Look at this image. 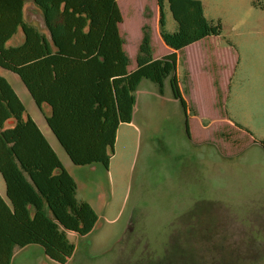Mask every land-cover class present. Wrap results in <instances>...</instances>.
I'll list each match as a JSON object with an SVG mask.
<instances>
[{
  "label": "rangeland",
  "instance_id": "374dc122",
  "mask_svg": "<svg viewBox=\"0 0 264 264\" xmlns=\"http://www.w3.org/2000/svg\"><path fill=\"white\" fill-rule=\"evenodd\" d=\"M117 1L129 68L136 66L146 35L155 57L163 56L157 0ZM220 1L212 16L245 51L246 80L234 76L228 92L219 94L213 79L222 76L218 81L224 82L226 74L215 61L208 64L194 93L200 113L191 108L202 117L191 120L189 138L169 80L161 95L144 79L137 92V128L129 137L119 135L108 169L76 166L61 153L81 196L99 216L88 236L68 233L76 251L67 264H264V150L229 121L264 137V11L250 0ZM168 19L173 29L170 12ZM22 98L33 114L34 106ZM13 264L58 263L30 245L17 252Z\"/></svg>",
  "mask_w": 264,
  "mask_h": 264
},
{
  "label": "trees",
  "instance_id": "16d2710c",
  "mask_svg": "<svg viewBox=\"0 0 264 264\" xmlns=\"http://www.w3.org/2000/svg\"><path fill=\"white\" fill-rule=\"evenodd\" d=\"M26 2L41 11L48 34L24 21ZM157 2L159 35L175 52L154 59L146 35L137 69L129 73L117 0H0V67L21 77L39 108L51 106L47 122L74 165L101 163L109 168L107 148L114 153L120 124L132 122L135 94L144 79L156 84L161 95L169 80L191 138L176 52L221 35L223 25L207 19L201 0ZM252 5L264 11V2L253 0ZM169 12L176 22L173 29ZM20 28L24 44L7 47ZM41 72L46 79L34 77ZM25 115V105L0 76V173L7 186L6 199L0 195V264H13L16 253L30 245L40 246L50 260L67 264L76 251L68 233L88 236L99 216L90 204L78 201L76 182L36 122ZM99 119L104 121L97 129L106 132L104 144L101 138H87ZM12 120L14 127L6 128ZM257 143L264 149V139Z\"/></svg>",
  "mask_w": 264,
  "mask_h": 264
},
{
  "label": "crops",
  "instance_id": "0c3cea01",
  "mask_svg": "<svg viewBox=\"0 0 264 264\" xmlns=\"http://www.w3.org/2000/svg\"><path fill=\"white\" fill-rule=\"evenodd\" d=\"M201 1L203 3L204 12H205V16L207 17V19L214 20V21L220 20V18H216L217 16L216 17L212 16V12H213V8H218L220 6L221 1L220 0H208L207 3L204 0H201ZM228 1L229 0H224L222 5H227ZM250 2L252 5L253 0H250ZM252 7H253V5H252ZM23 18H24L25 22H27L29 25L36 27L41 33L48 34V32L45 28L44 22H43L42 13L37 7H35L33 5L32 2H26L24 10H23ZM223 33H224V31H223ZM223 33L219 36H210V37L204 38L198 42H195V43L187 46L183 50L176 52L177 53V59H178L177 76H178V80H179V84H180V88H181L183 97L187 102V108H188L187 114L189 116V126H190L191 135H192L191 124H190L191 120L193 118H200V120H201V117H202L200 114H191V108L194 106H197L199 113H200V109L197 105V102L194 100V93L197 89V80H198V78H200L203 75L204 71L205 72L208 71L207 70L208 64L211 63L212 61H215V63L219 66V72L226 74V80L224 82L218 81L219 79L223 78L222 76L217 77L218 79L217 78L213 79L214 88L219 92V94H220V91H222V92L227 91L228 92V90L230 89V85H231V78H233L234 76L235 77L237 76L239 78V80L243 81V82L247 78L248 71L246 70L247 68H246V64H245V61L247 60L246 56H245V51L242 50L241 44L232 40L231 38L228 39L226 37V35ZM24 42H25V34H24L22 28H20L19 31L7 42L6 46L7 47H18V46H21L22 44H24ZM162 43L166 47L167 52L161 57H155L154 52H153L154 59H159V58H162V57H164V56H166L172 52H175L174 50L167 47L163 41H162ZM246 44L247 43H244L243 47H246L247 46ZM124 51H125V49H124ZM250 59H251V57H250ZM136 69H137V63H136V66L132 69H130L129 66H127V70L129 73L134 72ZM208 72H207V74H208ZM0 76L5 78L8 81V83L11 85L12 89L14 90V92L20 98V100L23 102L24 105H25V103H24L22 97L27 98L29 100V103H31V105L34 106L33 107L34 113L31 114L28 112V108L25 105V108H26L25 117L30 116L36 122V124L39 127V129L41 130L42 134L44 135L46 140L49 142V144L51 145L53 150L56 152V154L58 155L59 159L61 160L63 166L67 170V167L62 160L61 153L65 154V156L68 157V159L71 163H72V161L70 160L69 156L67 155L65 149L61 146L59 140L57 139V137L55 136V134L53 133V131L51 130V128L47 122V118L52 115L51 106L44 103L42 105V107L39 108L37 106V104L35 103V100L32 98V94L29 91L27 85L22 81L21 77L19 75H17L16 73L0 67ZM34 77L46 79L45 78L46 74L42 73V72L41 73H34ZM182 80L185 82L186 90L183 86ZM142 82H141V84H142ZM243 82H242V84H243ZM141 84H140V86H141ZM242 84H240L238 86V89L242 86ZM36 85H37V88L41 91L43 86L40 84V82H37ZM140 86H139L137 92L139 91ZM137 92L135 94L136 104H135V107L133 110L132 122L120 124V126L117 130V134H116L115 145L117 143V139H118L120 134L123 133V135L125 137H129L130 134L132 133V131L135 128H137L136 122H135V112H136V105H137ZM238 93L239 92L237 90V95H238ZM233 106L234 107L238 106L237 102H235L233 104ZM229 121L232 122L235 126H237V124L241 125L243 127V129L241 128L242 130H245L246 132L249 131L250 133L249 132L248 133L252 136V138L254 140V144H256L257 146H260L257 142L259 140L264 139V137L259 138L247 126L243 125L241 122L235 120L232 117L229 118ZM98 122H101V124H103L104 121L102 119L97 120L96 125H98V126L96 127V129L91 131L89 135H87V138L92 140V142H96V140L98 138H101L102 143L104 144L105 138H106V132L103 131V133L101 134L100 132L97 131V129L100 128V123L98 124ZM123 126H126V127L122 132L121 128ZM12 127H14V121L13 120L6 124V128H12ZM107 137L110 141V137H111L110 131L107 132ZM107 149H108L107 153L110 156V164H111L112 153H111L110 146H108ZM96 165L100 166L102 164L101 163H95L92 165H87L85 167H90V166L94 167ZM79 167H84V166H79ZM68 173L71 175V177L74 179V181L77 184V199H78V201L87 202L88 204H90V206L92 208H94L92 202L88 198L81 196V186H80L79 182L77 181V179L75 178V176L73 174H71L69 171H68ZM88 183H89V186L92 185V182L88 181ZM6 194H7V186H6L5 180L3 179V177L0 173V195L6 199Z\"/></svg>",
  "mask_w": 264,
  "mask_h": 264
},
{
  "label": "flooded vegetation",
  "instance_id": "af4514ba",
  "mask_svg": "<svg viewBox=\"0 0 264 264\" xmlns=\"http://www.w3.org/2000/svg\"><path fill=\"white\" fill-rule=\"evenodd\" d=\"M131 228H132V226H131V224H130L129 229H131Z\"/></svg>",
  "mask_w": 264,
  "mask_h": 264
}]
</instances>
